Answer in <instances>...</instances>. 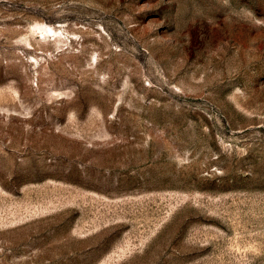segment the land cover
I'll return each instance as SVG.
<instances>
[{
    "label": "rangeland",
    "instance_id": "1",
    "mask_svg": "<svg viewBox=\"0 0 264 264\" xmlns=\"http://www.w3.org/2000/svg\"><path fill=\"white\" fill-rule=\"evenodd\" d=\"M0 264H264V0H0Z\"/></svg>",
    "mask_w": 264,
    "mask_h": 264
}]
</instances>
